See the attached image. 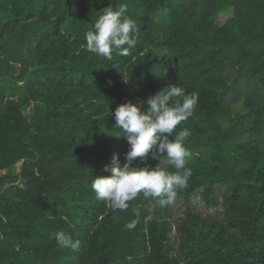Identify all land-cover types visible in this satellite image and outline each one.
Returning a JSON list of instances; mask_svg holds the SVG:
<instances>
[{
    "label": "trees",
    "instance_id": "1",
    "mask_svg": "<svg viewBox=\"0 0 264 264\" xmlns=\"http://www.w3.org/2000/svg\"><path fill=\"white\" fill-rule=\"evenodd\" d=\"M122 4L137 44L98 57L85 34ZM169 84L199 96L172 137L189 129L193 153L175 223L142 193L114 211L91 188L130 148L111 113ZM0 264H264V0H0Z\"/></svg>",
    "mask_w": 264,
    "mask_h": 264
},
{
    "label": "clouds",
    "instance_id": "2",
    "mask_svg": "<svg viewBox=\"0 0 264 264\" xmlns=\"http://www.w3.org/2000/svg\"><path fill=\"white\" fill-rule=\"evenodd\" d=\"M126 10L127 6L122 4L118 10L109 5L101 11L93 27L85 34L86 47L91 53L108 59L112 58L114 51L122 57L130 55V50L137 44L136 33L141 23L125 17ZM167 55L166 47L155 50L156 58L163 60ZM178 97L182 101L173 99ZM198 100L197 93L185 94L181 87L169 84L146 101L138 99L136 103L129 101L118 106L111 115L116 121L115 128L123 133L130 148L122 167L118 155L113 154L112 166H105L110 175L97 176L92 180L95 198L109 203L114 211L127 210L128 202L141 193L145 198L151 197L161 208L173 204L178 192L189 186L192 169L187 165L193 153L185 147L191 135L189 129L185 128L172 137L177 126L193 115ZM145 103L147 110L144 109ZM149 155L158 161L164 157L174 171L161 166V163L154 168L149 166ZM137 158L144 167L133 166ZM133 212L139 215L136 209ZM138 222L134 219L126 223L125 229H135ZM55 241L58 247L73 250L81 243L63 232L55 234Z\"/></svg>",
    "mask_w": 264,
    "mask_h": 264
},
{
    "label": "rangeland",
    "instance_id": "3",
    "mask_svg": "<svg viewBox=\"0 0 264 264\" xmlns=\"http://www.w3.org/2000/svg\"><path fill=\"white\" fill-rule=\"evenodd\" d=\"M12 63H14V62H12ZM14 65H15L14 72H11L10 75L7 76V78L11 79L12 82H14L13 79L19 77L21 72H22L21 64L15 62ZM237 108L239 110H241L242 105L237 106ZM162 166L163 167L169 166L167 164L166 160H164ZM20 171H21V165H19L18 167L14 168V169L5 171V172H3V174L4 175H17L20 173ZM193 201H194V209L200 215L211 217V216H214L216 214L215 210H209L206 208L204 201H203V198L200 195H196L194 197ZM162 209L164 210L163 215L168 217V219L171 220L173 223H175V221H177L178 218L183 217V215L185 214V211H186V208L183 204V201H175L173 204H171V206L169 205L168 207H163Z\"/></svg>",
    "mask_w": 264,
    "mask_h": 264
}]
</instances>
